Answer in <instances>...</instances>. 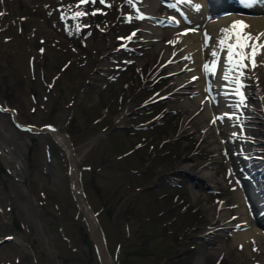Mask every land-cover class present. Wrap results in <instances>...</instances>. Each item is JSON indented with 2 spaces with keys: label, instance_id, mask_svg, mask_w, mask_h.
Instances as JSON below:
<instances>
[{
  "label": "rangeland",
  "instance_id": "obj_1",
  "mask_svg": "<svg viewBox=\"0 0 264 264\" xmlns=\"http://www.w3.org/2000/svg\"><path fill=\"white\" fill-rule=\"evenodd\" d=\"M78 2L0 0V102L14 111L0 110V264H105L75 200L67 152L53 132L22 131L14 118L37 128L64 126L81 156V188L114 264H195L222 245L223 255L206 254V264H264V236L245 246L235 238L256 224L251 217L237 226L247 201L227 163L214 166L222 182L216 190L183 174L201 173L214 159L215 135L228 154L240 146L229 140L235 125L204 117L213 132L209 142L193 123L198 115L181 108L168 65H140L146 42L140 23L125 17L133 6ZM164 7L159 3L155 13ZM203 18L208 27L212 18ZM209 51L203 56L211 65ZM253 58L250 71L264 98V76H258L264 61L250 63ZM252 98L247 103L255 105ZM252 125L243 138L254 139L251 146L264 157V120Z\"/></svg>",
  "mask_w": 264,
  "mask_h": 264
},
{
  "label": "bare ground",
  "instance_id": "obj_2",
  "mask_svg": "<svg viewBox=\"0 0 264 264\" xmlns=\"http://www.w3.org/2000/svg\"><path fill=\"white\" fill-rule=\"evenodd\" d=\"M174 1L179 6V11H174V13H177L178 16L177 18L174 17V22L177 23V26L178 24H181L179 25V27H181L178 29H175L170 26H161L158 25L156 21H152L151 17L156 16L155 10L159 6V0H135L136 3L132 7V17L135 19V21H138L140 23L139 28L144 36L143 40L146 42L145 46L143 47L144 55L140 59L142 61V64L140 65L144 67L148 66V64H150V62L153 60H160L159 62L162 63V65L163 63L168 65V67L171 69V79L177 84V92L183 100L181 108L184 111L188 112L189 117L198 115L197 119L193 121V123L194 125H197L200 129H204L206 131V135L209 138V142L213 138V132L211 130L212 128L208 126V122H205L204 117L210 116L209 120L212 122L215 120L217 121L220 117H223L222 119H227L225 115L219 116L223 112L227 111H239L246 113L248 117L252 116V118H242L241 116L239 117V119L234 118L238 124L236 126L235 123H233V125H235V129L232 131L229 140L232 141V145L240 146H235L234 149L229 150V152L231 151V153L228 154V151L224 148V142L222 141V139L215 135V140L218 138L217 140L219 141V143L216 144V142L212 140V143L214 144L213 150L215 151L214 159L208 162V164L205 166V169H203L201 173H194L190 175L185 172L187 171L185 170L187 169V167L184 168L185 171L183 173L186 174L189 179L191 178L190 180L193 182H195V180H193L192 178L200 180L203 184L206 185L207 190H216L218 183L222 182H218V179H216L214 166L216 163L224 161L227 163L228 170L230 171V175L233 178L232 181L235 187L239 189L242 195H244L246 201L251 202L253 201V199L250 195V192L244 189V192H246L242 193L243 191L240 188L239 182H242V175L249 174L248 176H251V168L256 167L257 170H259L263 169V167L260 162L252 158L251 150H253V147H251L247 143V138L243 137L248 134L249 130L251 129V126H253L252 123H254V120L257 121L261 118L264 120V98L261 96L262 94L260 95L256 93L258 90V85L253 83L252 81V83L250 82L251 85L249 86V90L246 87H244V89L246 91L253 92V95L256 94L255 97L253 96L255 98V105H253L252 103L248 104V100H246L244 103H241L240 101L237 102V99H233L234 96H236L234 95L235 92L238 95V92L242 91L241 86L243 84L246 85V83L250 80L246 77L244 78V80L240 78L245 75V72L243 71H241V73L244 74L238 73L239 78H236V76L233 74V72H237L236 70L231 72L230 74L228 73V69L231 66L227 62V50L225 49L221 51L220 48L217 46V41L224 35L223 30L228 29L235 22H240L243 25L249 26L247 28H243L242 31L250 33L253 36H257L259 34L264 33V14H261L264 13V0L256 2L248 10L250 14L241 15L231 12L224 17L220 15L215 16L216 14L211 11V8L210 10L207 9L209 7V0H190V2H181V0ZM223 2L225 4H229V2H227L226 0H214L213 5L216 8V6L222 5ZM197 4L200 6L199 10H197ZM182 12L185 13V18L179 17L180 15H182ZM145 15H148V17H144ZM205 16H212V19L209 21L208 27L203 26V23L201 21V17H204L203 19H206ZM184 28H186V32H183ZM165 35L168 36L166 39H164ZM204 35L205 37H208V42L206 43L203 39ZM250 43H258L260 45H264V36H260V40L258 42ZM206 49L210 50V54L212 53V51L217 52V57L214 58L211 55V58L212 62L214 60H216L217 62L219 61L217 67L219 66L220 68L221 74L219 79L222 80L216 81L213 85L214 95L217 96L221 92V99L226 100L228 98L225 97V94H228L230 92L231 94H229V96H231L232 99L235 101H230L229 103H226L228 106L224 104V107H221V105L217 103V99L215 97L210 98V96L206 93L205 90V87L207 85L205 83V75H201L204 81H202L201 76L198 75L200 74L199 70L202 71V74L205 72L201 62L203 64L206 62V58H204L203 56V51ZM257 52L259 54L253 58L254 62L263 63L264 47H259L257 49ZM198 63H200V66L198 65ZM247 63L248 59H246L245 61V64ZM260 67L261 68L259 72L261 73L260 75L258 74V76L263 77L264 70L262 68V64L260 65ZM240 70L244 69L242 68ZM226 75L228 76V78H223ZM254 77L256 78L257 75ZM236 89H239V91L237 92ZM202 107L204 109H202ZM217 109H222L220 114L214 112V110ZM259 113H262V116H260ZM232 119H230V121ZM52 130L58 143L67 152L71 163L72 182L74 183V187H76L75 193L77 194L78 199L83 200V194L81 192V188L78 187L79 185L77 179L79 177L78 169L80 166L81 156L76 153V149L73 147L72 143L70 142V139L63 134V132L61 131V127H54L52 128ZM254 164H256V166ZM245 166H247V170L245 169L246 172L242 170V167ZM248 168L250 169L248 170ZM252 180L254 181V179ZM260 181L264 183V178H262ZM191 188L196 189V191H200L197 185ZM257 188L258 194H261V201L264 202V184L259 185L258 183ZM245 207H247L245 213L244 211L242 212L245 217L243 220L240 221L241 224H237V226H246L248 222H250L251 217L254 218L256 225H253L250 230L241 231L237 233V235H235V238L241 243L242 246H245L250 240L256 241L260 239V236H264V229L259 226L260 224L258 216L253 214L252 209L248 206V203L247 205H245ZM83 210L91 222L90 224L94 236L98 238V241L100 242V246H98V249L99 251H101L100 254L102 253L101 255L104 258L105 264H114L112 260L107 256L104 244L103 242H101V232L98 223L95 222V218L91 216L90 210L89 208H87V206L84 205ZM214 211L215 209H213L211 213L214 214ZM230 226V228L234 227V225L231 224ZM224 250L225 248L223 247V245L218 249H209L197 260L195 264H206V254H215L217 256H222Z\"/></svg>",
  "mask_w": 264,
  "mask_h": 264
},
{
  "label": "snow or ice",
  "instance_id": "obj_3",
  "mask_svg": "<svg viewBox=\"0 0 264 264\" xmlns=\"http://www.w3.org/2000/svg\"><path fill=\"white\" fill-rule=\"evenodd\" d=\"M88 0H79L77 7L80 6L82 3H87ZM94 2V0H93ZM127 2L131 5L132 0H127ZM181 2H190V0H181ZM246 5H250L251 3L255 2V0H243ZM100 3H104V0H100ZM197 10H199V5H196ZM93 15L94 13H84L78 12L76 13V17L83 16V15ZM74 17V18H76ZM142 18V17H141ZM247 25H243L240 22H235L231 25L228 29L223 30L224 35L217 41V46L220 48L221 51L227 50V62L231 66L228 69V73L230 74L236 68H243L247 67L246 64L243 63L246 59H252L257 54V49L259 47H264V45H260L258 43H250V42H258L260 40V36H264V33L259 34L257 36H253L250 33L239 31V29L247 28ZM135 35V33H133ZM130 39V38H129ZM208 39V37H206ZM251 49V51H246V49ZM211 55L215 58L217 57V52L212 51ZM254 64V59L252 60ZM217 67V61L214 60L211 65L205 64L203 69L205 72L210 71L211 69H215ZM242 74V73H241ZM228 76H225L227 79ZM238 92L239 89H236ZM241 102H243V96L241 95Z\"/></svg>",
  "mask_w": 264,
  "mask_h": 264
},
{
  "label": "water",
  "instance_id": "obj_4",
  "mask_svg": "<svg viewBox=\"0 0 264 264\" xmlns=\"http://www.w3.org/2000/svg\"><path fill=\"white\" fill-rule=\"evenodd\" d=\"M66 120H67V118H66ZM66 135V134H65ZM67 136V135H66ZM81 204H84V202H80L79 200H78V205L79 206H81ZM16 226H17V228H19V225L16 223ZM101 260H102V262H103V258H102V256H101Z\"/></svg>",
  "mask_w": 264,
  "mask_h": 264
}]
</instances>
